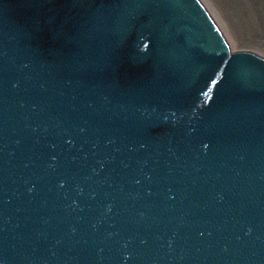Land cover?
<instances>
[{
	"label": "water",
	"instance_id": "obj_1",
	"mask_svg": "<svg viewBox=\"0 0 264 264\" xmlns=\"http://www.w3.org/2000/svg\"><path fill=\"white\" fill-rule=\"evenodd\" d=\"M0 264H264V58L200 0H0Z\"/></svg>",
	"mask_w": 264,
	"mask_h": 264
},
{
	"label": "rangeland",
	"instance_id": "obj_2",
	"mask_svg": "<svg viewBox=\"0 0 264 264\" xmlns=\"http://www.w3.org/2000/svg\"><path fill=\"white\" fill-rule=\"evenodd\" d=\"M228 41L231 51L264 58V0H200Z\"/></svg>",
	"mask_w": 264,
	"mask_h": 264
}]
</instances>
